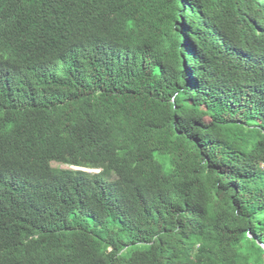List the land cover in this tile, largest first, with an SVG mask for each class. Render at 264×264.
Returning a JSON list of instances; mask_svg holds the SVG:
<instances>
[{
  "label": "trees",
  "instance_id": "obj_1",
  "mask_svg": "<svg viewBox=\"0 0 264 264\" xmlns=\"http://www.w3.org/2000/svg\"><path fill=\"white\" fill-rule=\"evenodd\" d=\"M0 61V264H264V0H0Z\"/></svg>",
  "mask_w": 264,
  "mask_h": 264
},
{
  "label": "clouds",
  "instance_id": "obj_2",
  "mask_svg": "<svg viewBox=\"0 0 264 264\" xmlns=\"http://www.w3.org/2000/svg\"><path fill=\"white\" fill-rule=\"evenodd\" d=\"M5 66V62L4 61H0V67H4ZM70 169H75V170H78L79 168H76V167H71ZM81 170V169H80ZM3 171V169H0V173ZM83 171V169H82ZM85 171V169H84ZM91 172V171H90ZM94 172H98V171H94Z\"/></svg>",
  "mask_w": 264,
  "mask_h": 264
},
{
  "label": "rangeland",
  "instance_id": "obj_3",
  "mask_svg": "<svg viewBox=\"0 0 264 264\" xmlns=\"http://www.w3.org/2000/svg\"><path fill=\"white\" fill-rule=\"evenodd\" d=\"M50 166L53 168H58V169H65L66 168V166H63L60 164H55V163H51Z\"/></svg>",
  "mask_w": 264,
  "mask_h": 264
}]
</instances>
